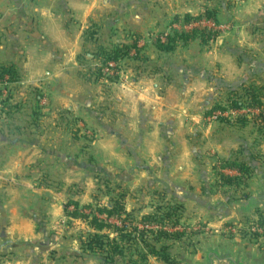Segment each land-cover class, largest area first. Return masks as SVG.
<instances>
[{
	"label": "crops",
	"instance_id": "crops-1",
	"mask_svg": "<svg viewBox=\"0 0 264 264\" xmlns=\"http://www.w3.org/2000/svg\"><path fill=\"white\" fill-rule=\"evenodd\" d=\"M150 1L0 0V66L16 73L7 105L0 86V264H102L82 243L89 234H115L65 217L68 201L120 202L140 219L221 188L216 162L264 172L262 131L206 116L243 84L264 90V0L175 5L164 16L162 0ZM204 9L227 27L215 42L155 49L154 37L175 17ZM133 35L140 57L120 61L117 82L95 80L97 49L130 44ZM11 111L21 119L1 115Z\"/></svg>",
	"mask_w": 264,
	"mask_h": 264
},
{
	"label": "trees",
	"instance_id": "trees-1",
	"mask_svg": "<svg viewBox=\"0 0 264 264\" xmlns=\"http://www.w3.org/2000/svg\"><path fill=\"white\" fill-rule=\"evenodd\" d=\"M201 20L217 23L215 14L209 9H204L196 16L185 15L182 18L175 17L170 25L177 23L189 25L191 22H200ZM219 34L220 31L207 29L206 27L192 28L188 31L172 30L170 34L160 35L156 38L153 46L159 52L169 53L173 51L177 45L184 46L195 39L199 40L202 45H208L211 42H215ZM133 37L130 44H117L113 47L97 49L96 57L100 65L93 72L95 80L116 82L118 76H105L102 72V67L110 62H118L128 58L138 59L140 57L139 53L141 49L138 47L140 37L138 35H133ZM5 78H7V82H13L16 79V73L12 67L1 65L0 83L4 82ZM262 92L264 93L263 88L246 87L243 84L228 92L225 106H215L206 113V116H212L214 112H220L222 114L225 111H238L243 107L258 110L259 113L257 115L250 117L238 115L231 120L228 117L220 115L217 117V121L229 125L243 126L249 123V120H252L251 122L254 126H257L259 131L264 133V107L261 103ZM1 103L7 105V97L4 98ZM12 107L13 106H11V108ZM213 171L219 185L234 189L244 187L247 183V179L252 173L248 164L231 160H222L219 161V164L216 162L213 166ZM226 171L234 172L235 175L226 174ZM70 206L73 207V210H69ZM82 210L96 213L102 216V218L95 216V214H84ZM63 214L65 217L87 222L89 227L94 231H113L115 234L113 238H109L106 234H89L82 243L85 250L96 253L99 256V260L102 264H111L114 261V257L129 264L128 251H130L134 243L136 245L140 243L141 248L144 250V254L137 252V255L141 257L142 261L146 260L147 255H151L157 257L165 264H173L171 246L166 244V242H179L183 237L181 233L163 229L165 226L166 228H174L178 225L179 207L177 205L162 206L157 208L156 213L143 216L140 219H134L124 213L120 202H115V204L110 207L106 205L99 206L95 203L94 205L84 206L82 209H79L76 203L68 201L64 206ZM111 218L119 220L120 225L115 226L114 224H110L108 219ZM43 223V221L37 222V227L41 229L44 225ZM136 224L155 225L160 228H145L141 230L137 229ZM258 225L263 227L264 220L258 221ZM145 249L148 252H146ZM131 264L135 263L133 262Z\"/></svg>",
	"mask_w": 264,
	"mask_h": 264
},
{
	"label": "rangeland",
	"instance_id": "rangeland-1",
	"mask_svg": "<svg viewBox=\"0 0 264 264\" xmlns=\"http://www.w3.org/2000/svg\"><path fill=\"white\" fill-rule=\"evenodd\" d=\"M113 2L114 4H117L118 2H121V0H112V3ZM195 4L199 5L200 7L201 4L210 5L211 2L210 0H162L160 4L161 6L160 10L162 16H164L165 12L169 13L170 9L173 8L175 5H178V8L180 9L181 8L184 9L185 6H191ZM99 15L101 16V14ZM227 26L229 28H232V26L229 24H227ZM172 30L174 29L172 28L171 25H169L165 33H159L154 37V41L160 35L170 34ZM6 87L1 86L3 90L7 89ZM214 113H218V112H214ZM228 113L229 111H225L223 115L230 116ZM1 115L3 116L4 119L11 118V120L14 119L15 117L21 119L22 116L21 114H19V112L16 115L15 112L13 111L7 114L6 113L4 114L3 112ZM247 116L250 117L249 115ZM207 120L217 121L216 119H210L209 117L207 118ZM251 121L252 120H249V123H252ZM4 127L6 128V126ZM7 128L9 129V125H7ZM18 132L20 134L24 133L23 135H25L24 130ZM32 135L35 138L37 134L36 132L33 131ZM262 144H264V142ZM260 170H261L260 166H258L257 168L255 167L252 170L251 176L247 179V183L244 187L236 188V189L227 188L226 186L225 187L221 186V188L211 187L208 189V194L201 195L203 198L202 202L196 201V203L192 205L178 206L179 207L178 225L174 228H168V227L166 228V226L163 228L164 230L178 232L183 235L181 241L169 243V245L172 244L170 246H172L171 255H172L173 264H184L183 263L184 258L190 259L193 262L203 263V250L205 246L207 245L216 246V245H220V243L226 245L228 242L232 243L233 246L241 244L242 245L241 247L243 249L248 248V246L250 249H253L255 245L257 246L259 245L258 249H256L258 251L257 255H259L261 249H264V234H258L256 232H253L252 228L255 227L254 224H257L258 221L264 220V212L258 211L259 213L255 212L250 216H245V215H239L237 211L233 209L221 210L216 205L218 203H226L229 198H240L244 195H250L255 193L259 187L256 172ZM82 211L84 214H86L85 211L88 210H82ZM186 216H188V218ZM117 221L120 222L119 220ZM159 228L160 227L157 226V229ZM247 244L248 246H244ZM141 249L142 248L140 246L134 243L133 247L130 249V251H128L129 261H130L129 264L133 262L135 264H149V263L164 264L161 261L155 260L151 255H148L149 257L147 256L148 258H146L145 261H142L141 257L137 255V252L144 254V250L142 249L143 250L142 251ZM145 251L148 252L146 249ZM154 261H157L158 263H153Z\"/></svg>",
	"mask_w": 264,
	"mask_h": 264
},
{
	"label": "water",
	"instance_id": "water-1",
	"mask_svg": "<svg viewBox=\"0 0 264 264\" xmlns=\"http://www.w3.org/2000/svg\"><path fill=\"white\" fill-rule=\"evenodd\" d=\"M258 190L240 198H229L226 203H218L221 210H236L239 215L250 216L264 212V172L257 171ZM184 264H264V253L253 254L250 248L234 250L229 244L207 245L203 250V263L184 258Z\"/></svg>",
	"mask_w": 264,
	"mask_h": 264
},
{
	"label": "built area",
	"instance_id": "built-area-1",
	"mask_svg": "<svg viewBox=\"0 0 264 264\" xmlns=\"http://www.w3.org/2000/svg\"><path fill=\"white\" fill-rule=\"evenodd\" d=\"M171 26L174 30H178V31H181V30L188 31V30H191L192 28H197V27H206L207 29H211V30H215V31H221V32L223 30L227 29L226 26H222V25H219L215 22H211V21H207V20H201L200 22H191L189 25H183L181 23H177V24H173ZM119 67H120V61L110 62V63H107L106 65H104L102 67V72L105 76H114V75L118 74ZM6 80H7V78H5L4 82L0 83V86L6 87L8 84V82ZM6 97H7V92L4 89L2 92V100ZM258 113H259L258 110H253V109H250L247 107H243L242 109H240L238 111H229L228 114L234 118L238 115L253 116V115H257ZM220 115L224 116L223 113L221 114L220 112H218V113L212 114V116H209V118L217 120V117ZM230 116L226 115L225 117L229 118ZM217 164H219V162H217ZM69 210H73V207L70 206ZM85 213L87 215H94L95 214V216L102 218V216H100L96 213H93V212L90 213L89 211H85ZM114 222H115V224L120 225V222H118L117 220H115ZM254 225H255V227L252 228L253 232H256L258 234H264V226L263 227L259 226L258 222H257V224H254ZM136 227H137V229H141V230L145 229V228L146 229H156L157 228V226L141 225V224H136Z\"/></svg>",
	"mask_w": 264,
	"mask_h": 264
}]
</instances>
